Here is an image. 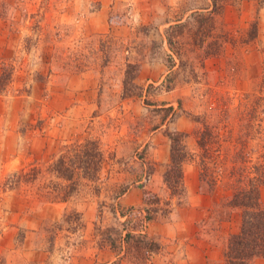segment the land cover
I'll return each instance as SVG.
<instances>
[{
    "label": "rangeland",
    "instance_id": "1",
    "mask_svg": "<svg viewBox=\"0 0 264 264\" xmlns=\"http://www.w3.org/2000/svg\"><path fill=\"white\" fill-rule=\"evenodd\" d=\"M223 1L213 27L190 20L174 31L181 58L169 69L163 36L167 41L170 27L186 21L187 10L208 15L210 0H0L4 32L16 46L0 60V264H188L187 245L201 241L221 251L210 264H226L242 213L220 205L239 176L219 179L210 193L200 173L204 166L236 167L253 178L264 166V14L253 1ZM154 61L160 68L140 79L143 65ZM128 64L139 66L130 74H137L134 82ZM124 89L131 98H122ZM181 117L190 131L174 125ZM177 132L187 135L182 140L193 155L183 168L184 191L164 181L168 133ZM157 135L170 141L167 163ZM86 139L99 140L106 153L98 179L86 174L66 202L49 203L69 184L53 165L66 159L65 147ZM188 185L210 197L193 237L189 222L197 212L188 208ZM133 187L144 191L155 218L146 227L166 225L175 234L147 233L161 248L149 259L140 242L127 245L125 233H116L127 220L120 211L145 207L120 208ZM260 193L264 208V185ZM224 224L239 231L227 233Z\"/></svg>",
    "mask_w": 264,
    "mask_h": 264
},
{
    "label": "trees",
    "instance_id": "2",
    "mask_svg": "<svg viewBox=\"0 0 264 264\" xmlns=\"http://www.w3.org/2000/svg\"><path fill=\"white\" fill-rule=\"evenodd\" d=\"M210 1L211 7L206 8L207 10H204L209 12L208 15H205L201 12H193L188 16L185 22H182V19H180L176 25L170 27L167 36L168 48L171 52L168 55L169 69H173L176 66L175 57H178V59L181 58V53H179L175 47L176 41H174V31H181L187 24H189L190 20L195 21L199 26L204 25L208 21L212 26V21L214 20L213 16H217L222 13L224 1ZM247 1H253L257 3L258 13L262 8H264V0ZM219 3H222V5L219 6ZM258 31V18L256 17V20L251 25V39H257ZM193 44L195 46L198 45L196 43ZM213 55L214 53L211 51L207 54L208 57H212ZM134 71H137L138 74L139 66L137 67L136 65L128 64L127 75L131 82H134L137 77V74L135 73V76L130 78V74H132ZM127 83L128 82L125 80L124 84L126 85ZM131 87L140 89L135 85H132ZM137 96H142V93H139ZM131 97L132 95H128L124 89L122 98L125 99ZM172 110L173 108L167 109L168 112ZM168 136L171 141V162L168 165L167 171L164 175V181L168 186L171 187L173 182L176 186L182 188V191H184L185 185L183 168L188 161L192 160L193 155H190L182 140V138L187 137V135L177 132L175 134L168 133ZM179 137L181 142L178 145L177 142L179 141ZM205 137H207V135L204 136V139ZM241 142L243 141L238 139L236 145L239 146ZM202 145L204 146L205 143ZM68 146L69 147H65V153L68 156L66 159H58V162L53 165V171L58 175L62 174L61 176L66 181H68L69 184L62 186V193L55 197L56 200H51L49 203L66 202L67 199L77 191L79 187V180L86 174H91L90 176H92V178L98 179V175L101 173L105 163L106 153L99 140L95 141L86 139L84 140V143L74 142V144ZM237 155L239 156V154ZM225 156L226 159L230 157V155ZM244 172L245 170L236 167H231L230 169H226L225 167L221 169L219 166H216L215 168L204 166L200 173L201 188L203 190H207L210 193L216 192L219 179H235L237 178L236 176H239L237 182L228 184V186H226L232 191V195L230 198L225 199V201L220 205V209L225 208L228 211L239 210L242 213L241 228L239 233L230 235L227 241L224 251L226 264H254L256 259H264V208L261 206L260 193L261 187L264 185V166L253 171V175L255 176L253 178H250L251 175L250 177H243ZM14 176H16V174ZM240 178H242L243 182L240 180ZM207 181L210 182V184H208ZM144 206L145 207L136 210L130 209L128 211H120L119 216L121 218H127V220L125 223L121 224L122 230H116V233L119 237L125 233L123 241L124 243L126 242L127 245L129 244L128 242L130 240H137L140 242L142 247L138 249L140 251L141 249L144 250L147 257L146 259H149L153 254L158 253L161 248L158 242L150 237L145 231L146 226L155 218L152 215V210L148 207L149 203L147 200H144ZM220 211L222 210H218L217 212ZM137 215L139 216L136 220ZM133 220L136 221L134 222ZM223 220L224 218L221 217L218 219L217 223H220ZM114 244L115 243H112V246L116 247ZM51 246L49 248H51Z\"/></svg>",
    "mask_w": 264,
    "mask_h": 264
},
{
    "label": "crops",
    "instance_id": "3",
    "mask_svg": "<svg viewBox=\"0 0 264 264\" xmlns=\"http://www.w3.org/2000/svg\"><path fill=\"white\" fill-rule=\"evenodd\" d=\"M108 1V0H106ZM245 4V2H243ZM248 2H246L247 4ZM251 4L253 5V3L251 2ZM105 6V5H104ZM249 8V7H247ZM252 8V7H251ZM105 8H103L104 10ZM229 9V7H228ZM253 10V8H252ZM186 15L185 18L189 15H191L192 11L187 10L186 11ZM264 14V9L260 10V16H263ZM6 29V25L0 20V60L4 59L7 60L8 56L10 58V53H13V51L16 49V46H12L11 43H9V41L7 40L8 37L6 36L4 30ZM163 47H167V41L165 39V37L163 36ZM170 51V50H168ZM171 53V52H170ZM162 65V63L158 62V61H154V63H149L147 62L146 64H144L143 68L145 70V72L142 70V75H140V79L145 77L146 80V74L147 73H151L154 70H158L160 68V66ZM164 66V65H163ZM150 69V70H149ZM166 74H168V72H166ZM0 75H1V70H0ZM163 78L161 79L160 82H162ZM152 82V80H149L148 83ZM159 82V83H160ZM172 104V103H171ZM171 104H166L165 107H169ZM192 123L189 122V120H186L185 118H179L176 122V124H174L176 127H182L185 126L186 127V131H190L192 129ZM155 141V145L157 146V151L161 152V156H162V163H167L168 162V158L167 156H169L170 153V141L167 140V137H163L161 135H157L156 137L153 138ZM188 187V193L190 195V206L188 207L191 211H196L197 215H195V219L194 222H189V224L191 225L190 228V233L191 236L193 237L196 233V223L200 220H202L205 216H206V206L210 197L197 192L198 190H200V182L197 181L196 182V190H193L194 188H189ZM144 191L140 188V187H133L130 190H128L123 196L122 198H120V208L122 210L129 209L132 207H142L144 206ZM195 199L199 200V201H203L204 205H197L195 203H193L195 201ZM194 200V201H193ZM149 225V227H146L145 231L146 233H148L151 236H158V237H169L172 236V233H169V229L168 226L166 225H161V224H156L155 225ZM227 230L226 232L228 233H237L239 231V226L235 225L234 228H232V230H230V226L224 224L223 225ZM175 235V234H174ZM173 235V236H174ZM186 251L188 254V259L189 262L188 264H210V260H212V257H218L217 255L221 254V251L219 252V250H217L215 247H209L208 245H206L205 243L201 242H196V243H191L189 245H187L186 247ZM255 264H264V259H258L256 261Z\"/></svg>",
    "mask_w": 264,
    "mask_h": 264
}]
</instances>
